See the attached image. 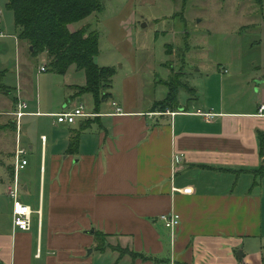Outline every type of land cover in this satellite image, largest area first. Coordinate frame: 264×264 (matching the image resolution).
I'll return each instance as SVG.
<instances>
[{"label": "crops", "instance_id": "crops-1", "mask_svg": "<svg viewBox=\"0 0 264 264\" xmlns=\"http://www.w3.org/2000/svg\"><path fill=\"white\" fill-rule=\"evenodd\" d=\"M259 68L254 106L225 102L220 89L212 102L208 89L154 109L165 97L140 107L112 87L107 104L96 111L94 102L85 109L92 115L73 123L54 114L88 97L73 90L85 85L81 70L78 79L58 74V99L48 106L39 80L18 68L20 83L11 85L4 70L11 93L0 92V120L11 123L0 127V264H264V62ZM19 101L33 122L29 149L13 115ZM19 148L29 161L18 174L20 199L34 211L28 231L13 228L6 194ZM171 211L181 217L174 238L159 219Z\"/></svg>", "mask_w": 264, "mask_h": 264}, {"label": "rangeland", "instance_id": "rangeland-1", "mask_svg": "<svg viewBox=\"0 0 264 264\" xmlns=\"http://www.w3.org/2000/svg\"><path fill=\"white\" fill-rule=\"evenodd\" d=\"M9 2L0 0V71L9 69L13 77L10 84L15 86L20 83L17 69L28 71V78L35 83L39 80V95L48 106L58 99L56 78L63 77L49 68L40 70L42 64H49V56L46 52L35 58L30 54L27 41L20 39ZM83 26L99 33L96 61L116 71L113 87L120 100L124 97L146 107L149 100H162L179 83L178 97L184 102L189 97L203 98L208 89L213 102V91L220 89L225 102L242 107L256 105L255 82L260 79L256 77L264 62V0L262 5L259 0H104L102 11L69 27L76 31ZM77 72L72 65L65 76L78 79ZM209 75H217V80L207 79ZM86 96L76 99L73 107L82 104L86 111H93L92 95ZM4 118L0 127L10 128L11 119ZM21 123L22 147L29 149L25 133L32 132L33 122L24 117ZM3 202L0 194L1 206ZM101 239L104 241L105 236ZM251 248L259 249L260 244Z\"/></svg>", "mask_w": 264, "mask_h": 264}, {"label": "trees", "instance_id": "trees-1", "mask_svg": "<svg viewBox=\"0 0 264 264\" xmlns=\"http://www.w3.org/2000/svg\"><path fill=\"white\" fill-rule=\"evenodd\" d=\"M262 5V0H259ZM9 8L15 13V25L20 30V39L28 43L30 54L35 58L42 52L49 56V70L60 75L67 74L75 65L86 75V83L76 86L81 94H91L95 110L99 111L102 102L111 96L116 71L112 67L100 66L99 33L89 26L72 31L70 24L81 22L94 12L104 8V0H10ZM168 54L169 49L167 48ZM6 71H0V91L10 93L3 84ZM179 84V83H178ZM178 84L171 92L155 104V108L165 110L177 103ZM184 86L183 84H181ZM71 147L76 144L71 140ZM261 153L264 156V132H260ZM72 148H70L72 150ZM258 175L264 176V165L258 169ZM105 242L101 249H104Z\"/></svg>", "mask_w": 264, "mask_h": 264}, {"label": "built area", "instance_id": "built-area-1", "mask_svg": "<svg viewBox=\"0 0 264 264\" xmlns=\"http://www.w3.org/2000/svg\"><path fill=\"white\" fill-rule=\"evenodd\" d=\"M42 71L46 70L45 66L41 67ZM113 106L116 108V112H122V108L118 106L116 101H113ZM27 107V102L19 101L17 103L16 110L14 111V115L17 118L18 128L21 125V118L26 114L25 109ZM260 112L264 111V104H262L259 108ZM201 112V111H200ZM203 114L207 117H213L214 114L204 113ZM57 117V121L60 123H73L75 122L77 117L82 116H89L92 114H88L85 112V108L82 104L74 107V109L70 111H62L59 113L54 114ZM26 150L23 148H19L16 151L15 155V166H14V174L15 178L12 184L7 186L6 194L13 200L12 205V225L14 229L28 231L32 227V218H33V210L30 205L24 203L19 196L20 192V184L18 181V174L20 170L24 169L29 161L26 158ZM175 160L179 161V155L175 156ZM159 219L164 224L165 228L168 229L172 233V238H174L175 232L177 228L181 224V217L180 215L175 212L171 211L169 213H163L159 216Z\"/></svg>", "mask_w": 264, "mask_h": 264}, {"label": "water", "instance_id": "water-1", "mask_svg": "<svg viewBox=\"0 0 264 264\" xmlns=\"http://www.w3.org/2000/svg\"><path fill=\"white\" fill-rule=\"evenodd\" d=\"M30 50H32V47L30 48ZM258 83H261L262 82V80L261 79H259L258 81H257ZM94 232V230L92 229V230H90V233H93ZM92 250H88V252H91Z\"/></svg>", "mask_w": 264, "mask_h": 264}, {"label": "bare ground", "instance_id": "bare-ground-1", "mask_svg": "<svg viewBox=\"0 0 264 264\" xmlns=\"http://www.w3.org/2000/svg\"><path fill=\"white\" fill-rule=\"evenodd\" d=\"M118 103V102H117ZM118 106L120 107V105H119V103H118ZM22 119V118H21ZM16 120H17V118H16ZM18 123V122H17Z\"/></svg>", "mask_w": 264, "mask_h": 264}]
</instances>
